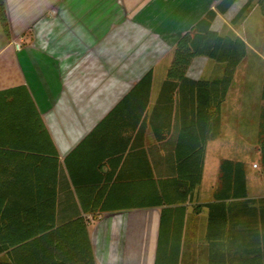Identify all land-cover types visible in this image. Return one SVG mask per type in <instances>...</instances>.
<instances>
[{
    "label": "crops",
    "instance_id": "obj_1",
    "mask_svg": "<svg viewBox=\"0 0 264 264\" xmlns=\"http://www.w3.org/2000/svg\"><path fill=\"white\" fill-rule=\"evenodd\" d=\"M219 1L4 0L9 37L4 35L0 26V91L14 90V96L18 98L13 106L15 109H30L28 102H31L56 152V156L49 154L46 157L47 170L25 176L32 184L30 189L21 188V197L52 196L56 199L54 211L62 209L58 204L59 197L71 193L76 197L64 160L70 158L74 149L124 96L148 72H152L143 139L135 140L133 133L128 141L125 140L132 129L131 124H119L118 130L122 133L116 140L111 138L112 130L106 133V142L114 141L115 146H124L126 150L112 175L113 179L118 175L122 179L115 186L104 184L109 158H105L107 160L100 170L102 193L115 196L118 207L96 218L87 217L95 264L155 262L160 208H140L130 200L124 205L123 197L141 194L139 187L123 181L135 180L140 165L148 164L156 184L157 163L165 162L163 147L167 140H155L152 125L168 139L167 131L173 130L175 113L172 109H158L153 113V107L177 41ZM247 1L237 0L225 14H218L211 30L237 36L246 45V56L234 73L223 103L229 109H221V114L227 113L235 125L244 122L257 130L259 115L264 112V14L254 5L242 21L231 24ZM250 71L256 73L257 82L251 95ZM222 74V65L197 57L186 76L193 80H210L218 79ZM0 109H8V106L0 101ZM123 110V114L129 111L137 114L135 109ZM218 139L207 143L201 182L194 191L193 201L184 205L178 264H248L251 259L245 253V246L237 248L232 243L235 238L228 231L225 230L221 239L207 236L208 208L204 205L213 202L219 186V165L227 159L216 160L211 180L207 172L208 148ZM234 161L245 165L247 200L264 198V177L251 173L243 160ZM61 166L65 168L64 176L59 172ZM254 166L251 168L257 170L258 167ZM63 178L69 181L68 188H62ZM39 181L43 183L40 185ZM234 203L226 202L231 206L225 212L226 229L237 217L244 222L247 214L249 216L257 207L253 204L236 206ZM215 232L213 229L211 233ZM238 253L244 254L242 259Z\"/></svg>",
    "mask_w": 264,
    "mask_h": 264
},
{
    "label": "trees",
    "instance_id": "obj_2",
    "mask_svg": "<svg viewBox=\"0 0 264 264\" xmlns=\"http://www.w3.org/2000/svg\"><path fill=\"white\" fill-rule=\"evenodd\" d=\"M236 1L220 0L179 38L174 47L153 107V113L158 109H172L175 113L173 130L167 131L168 139L152 125L155 140H167L163 147L165 162L157 163L156 184L148 164L140 165L135 180L123 181L139 187L141 194L123 197L124 205L130 200L140 208H160L154 264L179 263L184 205L193 201L194 191L201 182L207 143L220 136L222 105L234 73L246 56V45L239 37L211 30L217 15L225 14ZM254 5L264 14V0H248L231 24L242 21ZM0 26L9 37L4 0H0ZM197 57L222 65V76L210 80L188 78L187 71ZM151 83L150 71L74 149L70 158L64 160L76 197L72 193L59 197L60 211L53 210L56 199L52 196L21 197V188L30 189L32 184L25 176L47 170L45 159L49 154L56 156V152L31 102H28L30 109H15L13 106L18 98H15L14 90L0 91V101L8 106V109H0V264H95L87 217L96 218L118 207L115 196L102 193L100 170L105 158H109L104 184L115 186L122 179L119 175L113 179L112 175L126 150L124 146H115L114 141L106 142V133L112 130L111 138L116 140L122 133L118 130L119 124H131L132 129L125 140L128 141L133 133L135 140L143 139ZM123 109H135L137 114H131L132 111L123 114ZM258 121L257 150L264 166V112ZM49 167L50 170L52 166ZM59 172L64 176L65 168L61 166ZM219 172V186L213 202L204 205L208 208L207 236L221 239L228 231L235 238L232 243L237 248L245 246V253L251 256L248 264H264V198L247 200L244 163L224 159L220 162ZM39 183L41 185L43 181ZM68 183L66 178L61 179L62 188H68ZM232 201L236 206L253 204L257 207L249 216L247 214L244 222L237 217L226 229L225 212L231 207L226 202ZM213 229L215 234L211 233ZM243 255L239 254V259Z\"/></svg>",
    "mask_w": 264,
    "mask_h": 264
},
{
    "label": "rangeland",
    "instance_id": "obj_3",
    "mask_svg": "<svg viewBox=\"0 0 264 264\" xmlns=\"http://www.w3.org/2000/svg\"><path fill=\"white\" fill-rule=\"evenodd\" d=\"M251 81L249 94H253L256 88V73L249 72ZM222 109H229L228 105H223ZM244 123V122H243ZM235 125L227 113L221 114V133L216 142L210 144L207 157V172L210 179H213L214 168L218 158L232 160H243L251 169L250 172L264 177V166L261 165L260 156L257 151L258 129L253 130L252 126L243 124ZM252 165L258 167L257 170L251 168ZM210 180V181H211Z\"/></svg>",
    "mask_w": 264,
    "mask_h": 264
},
{
    "label": "built area",
    "instance_id": "obj_4",
    "mask_svg": "<svg viewBox=\"0 0 264 264\" xmlns=\"http://www.w3.org/2000/svg\"><path fill=\"white\" fill-rule=\"evenodd\" d=\"M17 48H19V45L16 46ZM255 167V166H254Z\"/></svg>",
    "mask_w": 264,
    "mask_h": 264
}]
</instances>
